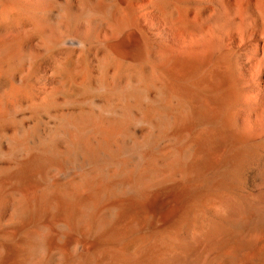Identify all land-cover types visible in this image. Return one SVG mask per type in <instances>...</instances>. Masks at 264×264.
<instances>
[{
    "label": "bare ground",
    "instance_id": "6f19581e",
    "mask_svg": "<svg viewBox=\"0 0 264 264\" xmlns=\"http://www.w3.org/2000/svg\"><path fill=\"white\" fill-rule=\"evenodd\" d=\"M0 79V264H264V0H0Z\"/></svg>",
    "mask_w": 264,
    "mask_h": 264
},
{
    "label": "rangeland",
    "instance_id": "374dc122",
    "mask_svg": "<svg viewBox=\"0 0 264 264\" xmlns=\"http://www.w3.org/2000/svg\"><path fill=\"white\" fill-rule=\"evenodd\" d=\"M74 56V57H73ZM69 57V58H68ZM72 57V58H71ZM64 58V59H63ZM63 58L61 59L62 60V67H63V69H60V71L59 72H57L58 74H59V77H61L60 79L61 80H65L66 78H73L75 75H77L79 72H80V68H79V63H80V59H79V56H77L76 57V55H72V56H63ZM78 58V59H77ZM68 59V60H67ZM67 60V61H66ZM69 61V62H68ZM71 61V62H70ZM77 61V62H76ZM68 62V63H67ZM78 63V64H77ZM74 65H75V67H74ZM69 69H68V68ZM66 68V69H65ZM70 68H72V69H70ZM64 70L66 71V70H68V71H66V72H64ZM62 71H63V73H62ZM68 75H67V74ZM57 74V75H58ZM0 86L1 87H3L2 89L0 88V101H1V99L3 100V98H7V95L9 96V92L7 91V90H5L6 89V82L3 80V79H0ZM3 85V86H2ZM4 91V92H3ZM7 92V93H6ZM3 93V94H2ZM1 95H3V96H1ZM77 95V94H76ZM6 96V97H5ZM165 214V213H164ZM164 214H162L163 215V217H162V215H159V217H160V219L161 218H163V219H159V220H157V225L158 226H162V224L164 225V223L165 222H167L168 221V217L169 216H164ZM165 220V221H164ZM162 223V224H161ZM161 224V225H160ZM159 231V230H158Z\"/></svg>",
    "mask_w": 264,
    "mask_h": 264
}]
</instances>
